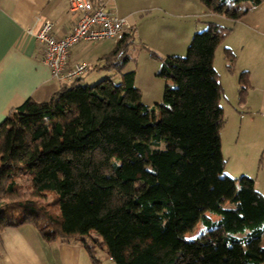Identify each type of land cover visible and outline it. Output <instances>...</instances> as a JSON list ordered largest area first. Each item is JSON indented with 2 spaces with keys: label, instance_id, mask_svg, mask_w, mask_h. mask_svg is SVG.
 I'll list each match as a JSON object with an SVG mask.
<instances>
[{
  "label": "trees",
  "instance_id": "16d2710c",
  "mask_svg": "<svg viewBox=\"0 0 264 264\" xmlns=\"http://www.w3.org/2000/svg\"><path fill=\"white\" fill-rule=\"evenodd\" d=\"M201 2L239 20L264 0ZM231 31L208 22L186 56L142 45L167 80L154 107L142 103L136 71L125 70L133 30L103 56L120 84L113 75L94 85L76 80L48 100L29 98L12 109L0 124V239L5 228L28 223L49 242L79 239L92 264H104L97 248L115 264H264V195L249 176L223 175L224 95L214 57ZM225 57L233 71L235 53L226 48ZM238 85L244 104L249 71ZM23 169L33 196L19 195ZM198 224L201 236L185 240Z\"/></svg>",
  "mask_w": 264,
  "mask_h": 264
},
{
  "label": "crops",
  "instance_id": "0c3cea01",
  "mask_svg": "<svg viewBox=\"0 0 264 264\" xmlns=\"http://www.w3.org/2000/svg\"><path fill=\"white\" fill-rule=\"evenodd\" d=\"M110 3L117 14L127 17L134 25V45L140 42V45L162 49L163 54L159 52L161 55L182 53L188 48L193 35L204 28L206 23L199 22V14L203 9L197 0H110ZM250 5L249 1L241 4L242 8ZM156 12H164L170 19L162 27L163 31L157 39L163 46L153 45L156 36L143 23L145 20L142 16ZM219 15L224 20L212 22L218 21L221 25L232 27V31L217 48L214 66L217 57L224 58L222 70L216 69L223 86V98L228 88L230 97L236 104L230 129L235 133V140L226 160L227 164L231 163L232 168L223 172V175L234 178L249 176L255 180L257 190L264 195V2L239 20ZM37 16L52 20L55 24L54 33L57 35L71 32L76 19L70 11L69 0H0V124L12 109L27 99L48 100L65 83L52 76L37 41L27 32ZM108 40L111 39L91 46L81 42L71 48L72 63L85 61L92 65L88 73L79 79V84L90 85L103 77L116 74L103 68V56L116 44L114 41L106 42ZM226 48H230L237 57L233 71L227 67ZM243 71L250 72L252 88L246 102L240 104L238 81ZM117 81L115 82L120 84L122 76ZM226 124L225 120L221 134ZM255 165L260 169L256 173L253 170ZM208 215L213 220L220 218L214 213ZM92 232V235L97 236ZM108 258L111 257L108 255ZM0 264H92V261L79 239L58 238L49 242L37 227L26 223L3 230L0 239Z\"/></svg>",
  "mask_w": 264,
  "mask_h": 264
},
{
  "label": "built area",
  "instance_id": "2783aa9c",
  "mask_svg": "<svg viewBox=\"0 0 264 264\" xmlns=\"http://www.w3.org/2000/svg\"><path fill=\"white\" fill-rule=\"evenodd\" d=\"M70 11L75 16L72 31L66 35L54 33L52 20L35 17L27 29L40 47L44 62L50 67L52 76L71 84L81 79L92 68L90 63L70 61L71 48L81 42L92 43L111 39L119 42L125 34L134 30V25L117 14L110 0H69Z\"/></svg>",
  "mask_w": 264,
  "mask_h": 264
},
{
  "label": "rangeland",
  "instance_id": "374dc122",
  "mask_svg": "<svg viewBox=\"0 0 264 264\" xmlns=\"http://www.w3.org/2000/svg\"><path fill=\"white\" fill-rule=\"evenodd\" d=\"M197 1L199 3V6H201L203 9L202 13L199 14V19H201L199 22H202V23L206 22L204 25V28L200 29L199 31H202L207 27V24H208V22H210V19H211V22L216 21L218 19L224 20V18H221V16L219 14H216V15L212 14V12H210L202 4L201 0H197ZM121 3H123V2H121ZM118 4L121 6L120 2H118ZM125 5L126 4H124V3L122 4V6L126 7ZM142 17H144L143 20H145V21H143L144 26L148 29V31L151 34L156 36V39L152 42L153 45H156V46L162 45L163 46L162 42H159L157 39H158V36L160 35V33H162V31H163L162 27H164L167 24V22H170L169 16H167L164 12H162V13L156 12V13L150 14L149 16L144 15ZM139 18H141V17H139ZM177 22H179V20H177ZM222 24H224V23H222ZM199 31H197V32H199ZM112 41L113 40H108L106 42L111 43ZM96 43H98V42H92V43H86V44L88 46H91V45H94ZM149 46L151 47V49L157 51L158 53L160 52L161 54H163L162 49L158 48V50H157V48L152 47L151 45H149ZM187 51H188V48H186L182 53L171 54V55L186 56ZM130 53L132 56V60H131V62H129V64L125 70L127 71V70L131 69V70L136 71L135 85L137 88H139L142 91V103L144 105L148 106L149 108L156 106V104H162L167 80L165 78H162L159 76V71L161 70V62L159 60L153 58L151 56L150 52H148V50H146L142 45H140V42L131 48ZM224 63H225L224 58L219 59V57H217V60L215 63V68L219 71L222 70ZM95 70H97V68ZM99 75L100 74H98V76ZM120 77H121L120 74H117V73L113 74V76H112L113 82L115 84H118L116 82H118L117 80ZM103 78H105V77H103ZM103 78L99 79L96 82L90 83V85L96 84L97 82H99ZM227 84L228 83L226 81L225 85L228 87ZM230 95H231L230 90L227 88V91L225 93V97L221 100V106L224 108V111H225L224 118L227 121V124L225 126V130H223V132L221 134L222 144L224 145V148L222 149V151L224 152L223 156H224L225 160H227L228 155H229V149L231 148V145L233 144V142L235 140V133L231 132L230 129H231V123L233 122V119L231 118V116L234 113V109H235L236 104H235V101L233 99H231ZM231 168H232L231 163L227 164L224 172L230 171ZM253 170L255 173L260 171V169H258V167L256 165H255ZM254 172L252 174H254ZM232 178H234V177H232ZM17 181H18V184L21 186V189L19 192L20 196H25V197L33 196L34 192H33L32 186H31V180L29 178L28 172L25 169H23L22 176H20ZM51 198L52 197H47V198L42 197L40 199L42 201L49 202V201H51ZM226 206L231 207V204L226 203ZM203 231H204V227L202 226V224H198L192 231L187 232L184 235L185 240H196L201 236ZM92 233H94L95 235L98 236L96 231H93ZM96 251H97V256L104 262V264H115V262L113 261L112 258H108V254L104 250L97 248Z\"/></svg>",
  "mask_w": 264,
  "mask_h": 264
}]
</instances>
